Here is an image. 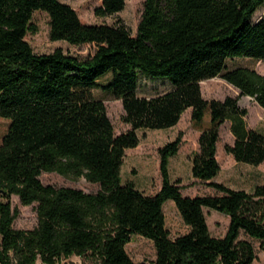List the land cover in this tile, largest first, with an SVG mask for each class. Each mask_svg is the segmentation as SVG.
I'll use <instances>...</instances> for the list:
<instances>
[{"label": "trees", "instance_id": "1", "mask_svg": "<svg viewBox=\"0 0 264 264\" xmlns=\"http://www.w3.org/2000/svg\"><path fill=\"white\" fill-rule=\"evenodd\" d=\"M127 0H102L99 15L124 9ZM264 0H145L136 34L124 22L84 23L62 0H0V116L10 120L0 144V264H58L74 254L100 264H252L257 255L241 232L264 245V183L252 191L212 181L221 171V127L235 137L225 149L241 163L264 162V132L250 128L240 98L252 96L264 108V75L254 68L227 69L230 58L264 61ZM50 18L52 40L95 44L80 57L57 48L37 53L27 40L37 32L36 11ZM142 74L166 78L172 88L140 96ZM222 76L238 96L206 99L201 82ZM122 100L124 122L117 134L104 100L93 89L102 78ZM192 108L200 128L193 177L220 193L187 196L171 178V158L183 135L160 147L162 186L153 195L132 181L123 183L126 149L140 143L138 130L175 126ZM63 176L98 185L97 191L45 184L41 175ZM37 203L38 225L14 226L19 215L11 198ZM173 200L189 231L172 238L164 204ZM205 208L230 217L226 234L214 236ZM134 235L154 241V261L135 262L126 246Z\"/></svg>", "mask_w": 264, "mask_h": 264}, {"label": "rangeland", "instance_id": "2", "mask_svg": "<svg viewBox=\"0 0 264 264\" xmlns=\"http://www.w3.org/2000/svg\"><path fill=\"white\" fill-rule=\"evenodd\" d=\"M70 4L78 13L80 19L87 24L110 25L124 22L133 34H136L138 24L141 20L145 0H127L123 10L110 14L99 15L97 8L102 5V0H62ZM264 15L262 6L254 15L258 20ZM33 23L38 27L37 32H30L27 40L37 53H50L57 48L65 52L87 57L96 50L95 44L72 45L64 40H52L50 36V18L45 11H36L33 16ZM250 67L264 75V61L254 58H230L227 61V69L236 67ZM108 77L100 80L99 85L93 89L97 98L104 100L109 117L115 127L117 134L130 129V125L124 122L125 114L121 99L115 98L107 90ZM202 93L206 99L223 100L228 95L238 96L240 89L229 83L222 76H216L201 82ZM172 88V84L166 78H157L142 74L140 76L138 94L140 96H153L164 93ZM240 104L249 110L247 122L250 128L264 132V108L249 95L241 96ZM205 123L196 125L192 121V108L187 109L180 121L173 127L166 129L138 130L140 143L135 148L126 149L125 161L122 167L123 183L132 181L137 188L145 193L156 194L162 186L161 158L159 149L167 142L174 140L179 134L183 135L181 148L171 158L170 171L173 181L178 182L182 192L187 196L215 195L220 193L209 182L201 181L192 175V160L194 153L199 149L200 128L209 125L210 115L207 113ZM10 120L0 116V144L7 133ZM231 123L226 122L221 127V136L218 144V159L221 163L220 173L212 180L223 183L235 189L252 191L253 188L264 183V162L258 166L238 162L226 149V144H233L235 137L230 129ZM41 179L45 184L57 187H75L85 191H97L98 185L89 183L85 178L75 179L63 176L57 172H44ZM13 207L17 208L19 215L14 226L21 229H32L38 225L37 203L31 205L22 204L17 195L11 198ZM167 227L172 238L183 235L189 231L188 225L184 222L175 202L168 200L164 204ZM205 214L209 229L214 236L222 237L226 234L230 217L216 210L205 208ZM241 238L249 240L256 252V259L252 264H264V245L244 232ZM127 252L135 262L154 261L157 257V250L154 241L141 235H134L126 246ZM38 264H42L40 261ZM58 264H100V261L92 255H71L61 259Z\"/></svg>", "mask_w": 264, "mask_h": 264}]
</instances>
